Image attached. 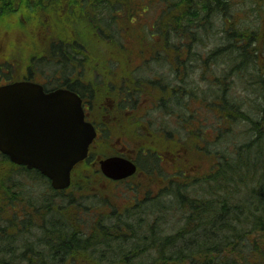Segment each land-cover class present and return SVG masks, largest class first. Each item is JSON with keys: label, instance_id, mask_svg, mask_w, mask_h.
Instances as JSON below:
<instances>
[{"label": "trees", "instance_id": "trees-1", "mask_svg": "<svg viewBox=\"0 0 264 264\" xmlns=\"http://www.w3.org/2000/svg\"><path fill=\"white\" fill-rule=\"evenodd\" d=\"M251 1L0 0V55L9 54L12 64L0 67V80L8 81L14 65L20 72L35 70L32 61L53 63L58 53L75 61L82 54L105 66L114 48L126 49L122 45L146 10L159 5L153 26L142 29L151 34L137 36L139 53L143 58L148 51L159 67L167 64L165 74L177 86L174 100L166 91L161 107L167 121L179 119V161L185 169L212 161L197 178L187 169L174 202L172 187L161 199L146 202L139 224L123 222L115 213L116 224L85 226L76 202L83 201V207L86 202L77 199L75 188L66 194L49 188L47 197H31L33 217L48 221L24 225L21 239L0 242V264H264V1ZM23 47L27 53L17 57L13 51ZM201 47H212L206 58L195 53ZM192 58L202 62L200 68L194 62V71ZM190 74L197 76L194 83ZM208 77H215L210 100L199 86ZM220 82L226 85L223 95ZM175 99L183 114L170 108ZM207 106L216 123L214 108L225 119L224 131L215 127L211 139L200 112ZM167 132L171 137L175 130ZM2 163L0 175L6 179L10 162ZM33 173V179L48 183ZM13 185L25 186L19 180ZM137 212L130 210V217ZM167 217L176 218L178 227H170ZM28 232L33 238L24 236Z\"/></svg>", "mask_w": 264, "mask_h": 264}, {"label": "flooded vegetation", "instance_id": "flooded-vegetation-1", "mask_svg": "<svg viewBox=\"0 0 264 264\" xmlns=\"http://www.w3.org/2000/svg\"><path fill=\"white\" fill-rule=\"evenodd\" d=\"M122 46L127 47V44ZM139 46L142 48L141 44ZM82 48V44H79L78 50ZM83 51L89 54L88 49H83ZM13 53L16 56H22L27 53V50L23 47ZM61 55L63 53H58L59 57H55L53 63L49 62L50 60L40 63L43 67L40 72L23 73L24 71L20 72L19 67L13 64L10 81L2 78L0 86L25 80L36 81L42 85L57 83V87L77 93L82 99L84 118L94 127L96 135L90 144L88 157L77 164L72 171V185L62 192L66 194L71 188H75L73 193L77 199L86 202L84 207L83 201L76 202L78 204L76 208L81 212L79 219L84 225L88 222H91V225L100 222L106 224L112 218H114L112 223L116 224L117 219L113 217L115 213L122 215L123 218L120 217V219L123 222L139 224L141 221L137 216L142 215L141 209L147 206L146 202H150L154 197L161 199L162 194L170 187L172 191L169 198L171 202H174L178 182L188 176V172L184 173L180 168L183 164L179 161L178 152L180 134L176 131L179 127V119L173 117L172 125L175 132L171 133L170 137L163 120L157 122L152 116L162 111L161 103L167 96L166 91L171 92L170 96L174 100L177 86L170 83L169 75L167 77L163 71L149 74L153 76L152 81L148 76L143 77V73H147V67L143 63L151 61L150 56L139 58L138 64H135L134 59L133 61L129 59L128 62L124 60V64H119L117 68L111 66L110 60L106 59L109 62L100 68L98 60L93 63L91 59L83 57L82 54L76 61L65 56L61 57ZM6 56L9 54L0 55L1 68H7V64H11V60ZM191 60H193L191 69L194 71V59ZM21 66H24L23 62ZM160 70H162L161 67ZM222 70L220 69V72ZM193 75L189 76L192 78ZM213 81L215 77H208L205 82L204 92L208 100L213 94ZM163 83L169 86L163 89ZM225 87L223 82L219 83L220 94L225 93ZM52 90L45 87V93H50ZM141 97L143 100L140 99ZM206 109L210 111L208 106ZM216 112L219 114V121L214 122L215 127L223 132L225 129L224 113L214 108V113ZM144 119L146 122L142 121ZM207 121L206 116L204 122L206 134L211 139V137L214 138L216 129L208 127ZM112 157L134 162L138 166V171L133 176L120 180L106 176L101 168V162ZM4 159L10 162L6 165L10 170L5 173L6 179L0 175V182L4 180L8 184L6 187L0 185L1 243L4 240L9 242L21 239L22 232L25 230L24 225L31 226L34 223L40 224L41 221L44 223L48 221L45 218L42 220L34 218L31 213L35 212L31 202V197L34 196L33 186L13 185V181H18L19 171H26L22 175L29 176L31 170L24 165L14 163L9 155L0 151V171ZM164 163L165 168H163ZM190 175L195 178L198 176L197 171L191 172ZM138 209L139 212L131 218L129 211ZM33 227L29 228L34 233ZM24 236L33 238L31 233Z\"/></svg>", "mask_w": 264, "mask_h": 264}, {"label": "water", "instance_id": "water-1", "mask_svg": "<svg viewBox=\"0 0 264 264\" xmlns=\"http://www.w3.org/2000/svg\"><path fill=\"white\" fill-rule=\"evenodd\" d=\"M39 86L28 83L0 88V150L29 169H37L64 190L71 185L73 168L88 155L96 132L84 121L81 100L70 91L58 90L40 97ZM112 179L134 175L130 160L108 158L101 162Z\"/></svg>", "mask_w": 264, "mask_h": 264}, {"label": "rangeland", "instance_id": "rangeland-1", "mask_svg": "<svg viewBox=\"0 0 264 264\" xmlns=\"http://www.w3.org/2000/svg\"><path fill=\"white\" fill-rule=\"evenodd\" d=\"M256 1L252 0L251 4L252 5H256L257 3H260L262 0H256ZM155 10H160V6L156 5L154 8L151 7L150 9L146 10V13H145L146 17H142L141 19L138 20V22H136V24L133 27V30H131V32H133V33L130 32L131 33L130 37L129 36L127 37V47H126V49L123 50V49H119V48H114V53L111 54V55H108V57L110 59H112L111 56H113V58L116 57L121 62V65L124 64V60L126 62H128L129 59L132 60V61H133V59L136 60L135 64H138L140 62V59H139V58H141V54L139 53V51H140L139 44L140 43H138V37L137 36L140 33H143L146 36H149L151 34L148 31L147 32L146 31H142V29L144 28L145 30H149L153 26V24H154L153 23V21H154L153 18L156 15ZM254 19H255V17H254ZM139 22H140L141 26L140 25L138 26L137 23H139ZM115 39L118 40L117 38H115ZM128 39H130L132 41H129ZM119 44H121V43L119 42ZM211 49H212V47H209L206 50L204 49V47L203 48L201 47L199 49H196L195 53L198 54L199 57L206 58L207 57V52H209ZM143 55L145 56L144 58H148L150 56V53L147 51ZM17 57H20V55H17ZM201 61H204V60H201ZM110 62H111V64H110L111 66L113 65V67H117V63L116 62H114L113 60H111ZM149 62H151V61L144 62L143 65L147 66V65H149ZM194 62H195V64H197L198 68H200V65L202 64V62H200L199 60H196L195 58H194ZM155 63L156 62H151V65L149 67H147V73L146 72L143 73V77L144 78H147V76H148V78H150V80H151L153 78V76L151 77V76H149V74H152V73L154 74V72L161 73V71H163V73L167 72V70H168V65L167 64L164 65V66H161L162 70H160V67L158 65H156ZM203 69H204V62H203ZM137 74H139V72H137ZM196 78H197L196 75L192 76V82L193 83L196 80ZM199 86L202 87L203 90H204V87H206V83H201L200 82ZM140 99L143 100V97H141ZM174 102L176 104V102H177L176 99H175ZM170 108L171 109L174 108L176 111H178L179 114H183L184 113V110L181 109V107H178L179 109L176 108V105H172L171 104ZM161 110H166V109L163 108ZM200 112L202 113L201 116H204V117L207 116L208 117L207 126L210 127V128H214L215 127L214 122L216 123V118H215V116L213 117V112H210L208 109H206L204 107H203V109ZM152 116L156 118L157 122H160L161 120H163L167 124V126L169 128L170 127L173 128V125L171 123V120L173 119V117H172V119H168V121H167L164 118L162 111H159L158 113L152 114ZM142 121L146 122L145 119L142 120ZM157 129H159V128H157ZM205 160H206L207 164L206 163L201 164V162H197V163L189 166L187 169H189L190 172L199 171L200 173H203L204 171H209L211 166H212V161L207 160V159H205ZM163 166H164L163 168H165V163L163 164ZM180 168L183 170L184 173H185V171L187 172V169L184 168L183 164H181ZM19 175L20 176H19L18 180L21 181L25 186H27V185L33 186L32 187V193H33L34 196H42L43 198H45V197H47V194L49 195L50 191H48V189H49L50 186H49V184L46 181H44L42 179H33V177L30 176V175L29 176H27V175L23 176L22 174H19ZM29 177H30V179H29ZM166 220H167L168 223L172 222V223H170V227H178L177 224H176V221H177L176 218L167 217ZM107 222L108 223H106V224H111L113 222V220L111 219V220H108ZM90 223L91 222H88V224H86L85 226L91 225ZM87 230H89V229H87ZM39 232H41V231H39ZM165 232L168 233L167 230H165Z\"/></svg>", "mask_w": 264, "mask_h": 264}, {"label": "bare ground", "instance_id": "bare-ground-1", "mask_svg": "<svg viewBox=\"0 0 264 264\" xmlns=\"http://www.w3.org/2000/svg\"><path fill=\"white\" fill-rule=\"evenodd\" d=\"M101 168H102V164H101ZM104 173V172H103Z\"/></svg>", "mask_w": 264, "mask_h": 264}]
</instances>
